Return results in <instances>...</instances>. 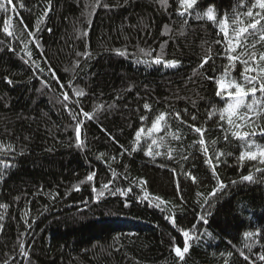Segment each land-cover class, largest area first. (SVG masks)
Masks as SVG:
<instances>
[{"label": "trees", "instance_id": "1", "mask_svg": "<svg viewBox=\"0 0 264 264\" xmlns=\"http://www.w3.org/2000/svg\"><path fill=\"white\" fill-rule=\"evenodd\" d=\"M4 3L0 264H264V163L233 135L223 111L228 97L217 96V81L229 83L225 31L231 39L235 19L244 27L250 8L261 12L257 0H199L184 15L179 0ZM249 51L258 60L264 41ZM251 68L264 76L256 63ZM243 70L237 62L231 77L247 90ZM259 86L255 99L264 102ZM73 111L84 121L79 143ZM160 114L165 121L149 133ZM250 123L239 131L255 129L249 142L264 147V114H250ZM249 151L257 158L241 160ZM183 231L189 251L180 259L174 247L183 249Z\"/></svg>", "mask_w": 264, "mask_h": 264}, {"label": "snow or ice", "instance_id": "2", "mask_svg": "<svg viewBox=\"0 0 264 264\" xmlns=\"http://www.w3.org/2000/svg\"><path fill=\"white\" fill-rule=\"evenodd\" d=\"M97 2H99V0H97ZM161 2L167 3V0H161ZM198 2L199 0H179L180 8L183 9V11H180V15H184L185 13H188L189 10L193 9L194 6L198 4ZM7 3L11 5L13 3V0H7ZM257 3H258V7L261 10V12H264V0H257ZM20 7H23V4H21ZM6 10L7 9H6L4 0H0V11H6ZM261 12H256L254 14L252 9L250 8L247 11L246 15L247 17L251 19H250V22L244 27L239 26L240 24H243V21L239 20L238 18L235 19L233 21L234 35L231 39L229 38L227 31H225V40L228 41L229 43L227 52H228V59L230 63L229 65L225 67L224 75L225 77L228 78L229 83L225 85L223 83V78L217 81L218 83L217 96H220L223 99L226 94L228 97L229 102L227 103L223 111L224 113H227V124L230 126V128L234 127L237 129V131L233 132V135L236 136L238 139L245 141L246 147H248L249 149L256 147L258 149V154L261 157V162L264 163V147L255 145L254 142H249L250 135L254 136L256 134L255 129H253L251 133L239 131V129L245 126V124L251 127L250 114L251 115L264 114V102L258 101L255 99V96L257 93V87H256L257 82L260 83V86H259L260 93L264 95V76H253L249 74L250 72L254 71V69L251 68L252 63H256L259 68V72L264 73V67H259L260 64L264 63V52L259 53V59L257 60V53L255 51H249L250 48L254 49L256 47L257 42L264 41V23H261V21H264V15H262ZM44 15H47V11L44 12ZM205 15L207 19L209 20L215 19V15H214V11L212 7H209ZM3 31L4 33H8L9 35H11V33L9 32V27H8L7 22H5L4 24ZM28 34L32 35L31 32H29ZM257 35H259V41H256L252 43L251 45H249L248 44L249 38L256 37ZM233 40L235 41V47H239L240 49H242V51L235 56L232 55V53L235 51V47L232 46ZM36 46L39 47L38 44ZM85 55H87V53H85ZM29 56H31L30 52H29ZM160 62H161V59L157 57V59L155 60V63H160ZM237 62H239L244 68V70L240 73V75L242 77L243 83L249 86L247 90L245 89V87L242 86L241 83L237 82L235 79L231 77V70L235 69V65ZM168 63L170 66H176V62L174 61H170ZM37 68H39L38 65H37ZM39 71L43 72L44 69H39ZM49 72L52 76V80L58 82V77H56L55 73L52 72L50 67H49ZM8 83H12V81L9 80ZM46 86H47V82H46ZM58 86L60 88L65 87L63 84H58ZM231 89H234V91H232ZM250 94L253 97V101L252 103L246 104L245 98L249 96ZM76 95L83 96L84 93L81 91H77ZM62 97H63V101L65 102L64 106L67 107L68 106L67 102L69 101L68 93L67 92L62 93ZM75 104L79 105V101H76ZM144 108L150 111V105H148L147 103L144 105ZM241 109H243V111H241ZM79 115H82L84 118L89 119V120L93 118V114L87 111H84L83 108H79ZM176 115L177 117H179V113H176ZM72 116H73V120L77 121L75 131L77 133V141L79 143L80 125L83 124L84 121L78 118V114L75 111H73ZM224 118H225L224 115H221V119H224ZM146 119H147L146 117H143V116L141 117V121H144ZM165 119L166 117L164 114L157 115L155 117L154 122L151 125V128L148 129V132L151 133L154 130L158 131L160 123L165 121ZM193 119H195V117H193ZM193 130L196 133L202 134L201 128L194 127ZM144 131L145 130L143 128L136 131L135 139L137 142H139L142 136V133H144ZM260 133L264 135V128L260 129ZM224 139L225 140L228 139L227 135H225ZM155 143L156 141H153V144ZM200 144L202 145L204 144L203 139L200 140ZM205 151H207V149H205ZM148 154L151 155V152H149ZM222 155H224V153H218L217 159L219 158V156H222ZM246 155L248 156L249 159L255 160L257 158V153H253L249 151L247 153H242L240 156V159L243 160ZM207 162L211 163V158H209ZM173 171L175 170L173 169ZM257 171H261V169H257ZM87 179L92 180L93 175H89ZM242 179L245 181H252L253 176L247 175V176L242 177ZM103 187L106 189L108 185H104ZM224 187L225 185L222 182H219V188L222 189ZM217 190L218 189H214L213 192L210 193L209 195L214 197L216 195ZM129 191H131V189H129ZM100 195H103V192H101ZM205 203H208V201H205ZM158 206L159 205H157V207ZM200 220L207 222L204 216H201ZM172 223L175 224L174 219L172 220ZM245 235L251 236L252 233H246ZM183 236L186 238L184 241L183 249L181 250L179 246L174 247V252L176 256L179 257L180 259H183L184 254L189 251V243H188V239H190L189 231H183ZM23 247H24L23 244H21L20 248L22 251H23ZM25 255H27V253H25ZM241 255H243V253H241ZM259 259L264 261V255H260ZM5 264H7V261H5Z\"/></svg>", "mask_w": 264, "mask_h": 264}]
</instances>
